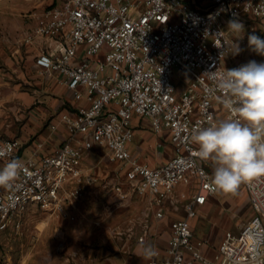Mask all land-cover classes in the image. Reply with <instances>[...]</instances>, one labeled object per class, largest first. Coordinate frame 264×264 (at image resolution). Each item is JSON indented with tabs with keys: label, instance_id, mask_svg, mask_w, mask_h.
<instances>
[{
	"label": "built area",
	"instance_id": "built-area-1",
	"mask_svg": "<svg viewBox=\"0 0 264 264\" xmlns=\"http://www.w3.org/2000/svg\"><path fill=\"white\" fill-rule=\"evenodd\" d=\"M201 1L203 9L183 0H61L33 15L35 26L23 34L21 46L36 49L41 74L61 76L59 84L87 106L59 113L67 138L48 155L24 158L19 140L0 138L6 153L0 168L13 158L23 165L10 188L0 187L1 230L20 228L30 205L65 215L88 181L85 161L104 149L117 166L112 191L121 203L146 198L161 218L176 188L187 187L184 218L172 222L164 257L157 252L148 264H264V177L244 183L252 218L238 235L228 234L212 258L202 251L206 240L193 232L199 206L217 190L212 164L193 155L197 145L190 134L234 118L216 85L231 54L220 55L216 45L233 42L227 20L238 18L250 28L251 19L264 23V0ZM136 117L151 120L154 134L166 135L172 146L171 158L158 168L131 150ZM163 147L159 141L157 149ZM43 148L37 144L38 151Z\"/></svg>",
	"mask_w": 264,
	"mask_h": 264
},
{
	"label": "crops",
	"instance_id": "crops-1",
	"mask_svg": "<svg viewBox=\"0 0 264 264\" xmlns=\"http://www.w3.org/2000/svg\"><path fill=\"white\" fill-rule=\"evenodd\" d=\"M183 1L187 5L198 9L206 7V1ZM59 3L60 2L55 4L52 3L47 7L39 5L40 9L34 14H39L46 8ZM35 5L37 6V4ZM12 10L14 9L12 8L11 11ZM34 26L35 19L33 24L26 31L32 29ZM26 31L22 32L19 39V48L16 47L12 58L8 57L6 59L7 61H5L6 64L0 67L1 100L3 97V102L8 101L11 105L9 108L11 112H5L8 110V108L4 106L5 104L0 105V130H4L6 126L10 125H14L21 129L22 136L17 140L23 145L22 155L24 158L32 157L35 152L42 157L57 149L67 138L65 127L59 124V113L87 106L86 102L74 101L67 87L59 84V80L62 79L61 76L55 75L51 78L41 74V69L36 64L40 56L38 51L32 47L21 46V39ZM13 37L14 36H10L7 41L11 39L15 40L16 36ZM8 85L11 91L6 97V92L2 87ZM25 87L30 89V92L29 90H25ZM1 100L0 103L2 102ZM30 104H34L33 108ZM28 105V110L30 111L26 112L25 110L27 107L25 106ZM1 106H3V108ZM54 124L58 125V130L55 132L51 130V126ZM132 124L135 134L134 141L131 145L132 152L138 156L142 162L153 168H158L165 164L173 154L168 137L166 135L162 137L156 136L153 132L152 122L149 119L136 117ZM30 135H35L36 139L32 144L26 145L25 147ZM159 141L164 142V147L161 150L157 149ZM38 143L44 144L42 151H38ZM89 160L90 157L85 161L84 169ZM187 197L186 185L182 184L178 186L175 190V196L172 199L176 207L172 204L173 202H166L163 205V217L161 218L156 216L158 208H148V200L146 198L139 196L132 197L129 201L136 198L143 200L146 208L144 210V216L128 224V227L132 225L130 227V232L124 231L123 233L119 230H115L113 234H107L108 236H105L103 229L98 230L100 232H98L97 236L94 238L96 239L95 247L89 248L87 241L81 238L84 240V243H82L81 248L77 250L80 253V261H84V264H148L152 258H143L141 245H151L156 252L159 253V257L163 258L170 237L172 222L176 219L184 218L185 216L183 206L187 201ZM223 197L230 198V204H228V206L233 212L237 211L240 208L239 206L243 209L248 205L250 206L248 192L244 183L243 188L237 189L234 194H224L217 190L215 194L208 198L204 205L199 206L197 220L192 222L193 232L197 237L206 240L207 245L203 247L202 251L209 258L214 256L216 248L228 234L238 235L241 230L240 227L239 233L237 234L230 233L229 231H218V226H221L219 225V216L222 215L221 211L223 209L220 200ZM70 205L72 206V204ZM196 222H198V232L204 235L205 238L196 234ZM214 224H216V226ZM102 228L105 227L102 226ZM72 240L73 239L70 241ZM83 255L84 259L82 257Z\"/></svg>",
	"mask_w": 264,
	"mask_h": 264
},
{
	"label": "rangeland",
	"instance_id": "rangeland-1",
	"mask_svg": "<svg viewBox=\"0 0 264 264\" xmlns=\"http://www.w3.org/2000/svg\"><path fill=\"white\" fill-rule=\"evenodd\" d=\"M60 1L0 0V67L6 64L8 57L12 58L16 47L19 48L20 36L33 24L32 15L40 9L39 7H47ZM12 8L14 10L11 11ZM227 22L228 20L224 26L226 32L242 49L237 55L231 54L227 60L228 69L238 68L253 60L264 63V56L257 55L249 49L247 39L253 32L264 39V23L251 19L250 28L248 22L242 21L244 32L235 34L227 31ZM10 36H16L15 40L7 41ZM179 86L182 88V83ZM2 88L7 97L11 91L10 86ZM25 90L30 92L27 87ZM1 101L0 105L5 104L4 106L8 108L5 112H11L9 102H3V97ZM30 106L33 108L34 104ZM25 107H27L25 111L29 112V105ZM21 136V129L14 125L0 130V138L18 139ZM35 139V135H30L25 147L32 144ZM210 162L212 164L210 171L213 173L214 165L212 161ZM85 169L88 181L81 185L78 201L66 207L65 215L55 216L50 207L30 205L21 215L20 228L9 226L4 230L0 229V264H84V261H80V253L77 251L84 243L81 238H84L91 248L96 246L94 238L100 229H103L105 236L113 234L115 230L130 232L132 225L128 227V224L144 216L146 208L143 200L136 198L121 203L116 199L112 185L117 166L109 162L106 151H94ZM241 188L243 183L238 189ZM220 203L223 209L222 215L219 216L221 226H218V231L239 233L240 227L252 218V209L249 205L244 209L239 206L240 208L233 212L228 206L229 197H223ZM197 223L196 234L205 238L198 232ZM71 239L73 240L70 241ZM82 257L84 259V255Z\"/></svg>",
	"mask_w": 264,
	"mask_h": 264
},
{
	"label": "clouds",
	"instance_id": "clouds-1",
	"mask_svg": "<svg viewBox=\"0 0 264 264\" xmlns=\"http://www.w3.org/2000/svg\"><path fill=\"white\" fill-rule=\"evenodd\" d=\"M227 29L239 34L244 32V25L233 18L227 22ZM247 39L249 49L264 56V39L254 32ZM216 47L221 49L220 55L226 51L237 55L242 51L234 41ZM216 85L223 93L218 99L234 118L194 128L190 141L197 145L194 156L213 162L211 186L224 194H234L242 183L264 177V63L253 60L225 69ZM4 155L0 152V157ZM22 169L19 159L6 162L0 168V187L10 188ZM259 242L257 237L256 243ZM141 247L144 259L157 255L151 245Z\"/></svg>",
	"mask_w": 264,
	"mask_h": 264
}]
</instances>
